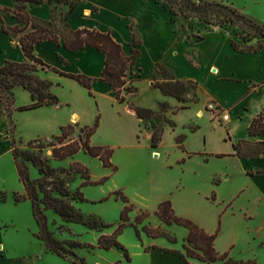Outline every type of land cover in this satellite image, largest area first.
Here are the masks:
<instances>
[{"label":"crops","instance_id":"1","mask_svg":"<svg viewBox=\"0 0 264 264\" xmlns=\"http://www.w3.org/2000/svg\"><path fill=\"white\" fill-rule=\"evenodd\" d=\"M45 1L41 5H27L31 17L52 21L57 14L69 12V7L57 0ZM15 7L14 0H0V67L7 61H28L19 37L12 38L1 27L19 25L9 11ZM67 24L72 30L110 32L127 55L134 47L135 33L141 42L133 77L139 91L129 96L126 103H119L110 84L100 80L106 55L95 47L70 52L63 41L61 45L40 42L35 46L36 57L60 72L94 79L92 90L59 73L41 71L39 77L53 83L51 91L59 104L21 110L32 104V98L29 91L16 86L12 111L6 115L0 95V159L4 149L12 154V140L24 144L37 139L50 140L59 136L63 127L94 126L99 118L92 144L114 149L111 160L116 170L104 167L103 175L92 174L93 185H100L102 176L113 178L114 185L89 186L85 189L89 201H99L121 189L136 207L130 214L131 220L138 211H146L153 215L151 222L157 226L162 221L155 213L163 201L170 200L177 216L193 221L209 234H214L221 224L215 241L218 252H230L241 260L260 251L259 243L264 240V154L242 159L236 155L233 144L264 143V134H249L252 121L264 109V38L257 52L235 50L232 40L219 32L191 42L181 35V26L172 19L170 11L155 0H78ZM157 64L166 66L180 80L197 82L198 102L174 114L173 110L182 103L164 96L154 86ZM163 102L169 104L167 120L176 126L166 125L161 143L153 148L152 121L139 119L131 105L158 112ZM211 103L228 119L216 116L208 107ZM8 121L13 123L12 135ZM182 134L187 136L185 151L176 142ZM188 153H205L209 163L199 155L189 158ZM160 155H164V160L159 159ZM153 158L159 159L160 167L151 171L144 165ZM182 159L186 163L180 166L178 162ZM214 192L216 199L212 201ZM118 206L122 210L124 204ZM173 230L180 232L184 240L188 236L187 229ZM126 232L134 231L129 227ZM112 233L113 230L103 231L99 236ZM122 240L141 264H187L180 255L162 251L180 249L166 239L145 237L144 244L135 238L129 243L125 238ZM146 247L150 250L146 251ZM3 255L0 246V258Z\"/></svg>","mask_w":264,"mask_h":264},{"label":"trees","instance_id":"2","mask_svg":"<svg viewBox=\"0 0 264 264\" xmlns=\"http://www.w3.org/2000/svg\"><path fill=\"white\" fill-rule=\"evenodd\" d=\"M16 7L14 10H9L12 15L18 20L19 25L14 28L5 27L2 29L12 38L19 37L20 45L28 57V61L24 63L7 61L0 67V95L1 99L7 101L11 108L14 103V89L16 86H22L29 91L32 98V104L22 107L21 110H31L43 106H53L59 104L58 97L52 93L51 88L53 83L48 79L39 77L41 71H53L62 76L75 79L89 91L92 90L94 79L83 74H69L58 71L57 69L47 65L41 59L36 57L34 50L36 44L43 41H52L58 45L62 44L66 50L77 52L87 46L95 47L106 55L105 67L100 77V80L108 82L113 88L116 98L119 103H126L128 95H136L139 88L136 86V80L133 79L135 67L138 58L140 57L141 42L137 35L133 33L134 47L131 49L130 55H127L123 47L117 43L110 32H101L96 29H80L72 30L66 24L61 27L57 22L56 17L52 21H41L30 16L27 10L28 4L41 5L45 0H14ZM164 6L172 14V19L176 20V16L181 15L188 19L193 14L202 16L206 23L212 25L230 24L239 27L249 37L245 41H258V46L253 47L250 51H241L235 41H232V47L241 52H257L261 49V40L264 38V24L258 23L251 19L232 5H227L219 2L214 3H197L193 0H181L180 14H178L169 0H164ZM59 4L69 7V12L66 14V23L69 14L77 7L78 0H57ZM52 3V0H48ZM169 6H167V5ZM200 38L197 42L203 40ZM66 64V63H65ZM161 73V80L157 75ZM132 80H129V79ZM154 86L160 90L164 96L177 99L182 105L173 110L177 114L181 110L190 108L199 100L198 83L194 81H184L176 78L166 66L162 64L156 65V74L154 76ZM193 91L194 96L189 100L188 95ZM131 109L136 116L142 120L152 121L153 136L151 146L157 148L162 141L165 126L169 125L174 128V122L167 120L166 112L169 109V104L163 102L159 104L160 111L164 114V126L158 127L154 120L157 112L153 109L131 105ZM10 111V112H11ZM99 126V118L94 126H85L81 128L83 135H80L79 140L71 138L74 131V125H68L62 128L59 136L53 137L57 144H40L41 139L33 140L27 143L26 148L22 149L17 146V141L12 140V156L16 165L17 173L21 183L24 186V194H14L16 203L30 201L33 209V216L38 226L36 237L40 240L45 248L53 254L64 260H68L71 264H86L84 258H80L76 250L85 247L76 240L60 241L54 232L51 231L49 225L48 212H54L62 222L66 224L76 223L87 225L98 232H103L104 229L111 225L102 222L97 217H85L80 209L76 207V203L85 202L84 194L81 188L73 191L70 184L73 183L78 176L84 179L83 186L91 184L88 169L81 163L74 162L70 167L54 168L50 165V160L63 161L66 159H74V157L83 151L93 158H98L104 167L114 166L112 164L113 149L108 146H94L92 137L97 132ZM249 134L258 136L264 134V109L252 121ZM183 138H178V143H182ZM236 155L242 159L257 158L264 154V143H250L242 141L233 144ZM48 148H52L51 159L45 154ZM30 165L34 166L39 173V177L32 180L30 177ZM118 199L125 203V208L121 214V222L116 230L111 235L101 234L98 239V248L109 251L111 249H119L129 258V254L124 246L118 241V237L129 226H134L137 236L140 238L138 224L142 220L148 218L150 213L141 211V214L136 218L135 224L130 222L129 213L135 210L129 200L121 191L115 193ZM5 195L0 196V202L5 201ZM155 215L162 223L171 226L178 225L188 230V236L183 245V252L163 249L167 254L180 255L187 264H194L192 261H197L202 264H257L256 261H237L229 257L228 253H220L215 247V241L218 237V231L214 234L207 233L202 227L191 220L179 217L176 215L170 200L163 201L156 211ZM142 217V219H141ZM62 229V227L60 228ZM144 232L150 237L159 238L166 237L170 242L175 243L176 238L163 231L161 228H152L145 226ZM88 247L94 248L88 245ZM150 248H146V251Z\"/></svg>","mask_w":264,"mask_h":264},{"label":"rangeland","instance_id":"3","mask_svg":"<svg viewBox=\"0 0 264 264\" xmlns=\"http://www.w3.org/2000/svg\"><path fill=\"white\" fill-rule=\"evenodd\" d=\"M156 2H160L164 6V0H155ZM197 3H214L219 2L227 5H232L235 9L239 10L241 13L250 17L251 19L257 21L258 23L264 24V0H193ZM172 3L174 10L180 14L181 9V0H169ZM167 5V4H166ZM168 6V5H167ZM165 7V6H164ZM169 7V6H168ZM66 12H62L56 15V20L60 23L61 27H64L66 23ZM177 22L181 26V35H186L191 42H196L200 38H206L211 33L219 32L223 36L228 39L235 41L238 45V49L241 51H250L253 47L258 46L256 41H245L244 38L247 37V34L243 32L239 27L224 24L220 25H212L206 23L201 15L193 14L192 17L186 19L181 15L175 17ZM161 73L157 75V78L162 79ZM132 96L128 95L127 97ZM194 96V92L191 91L188 95L189 100H191ZM3 107L6 115L10 114L11 108L8 106L7 101H2ZM10 121H8L9 123ZM154 123L158 126H164V114L160 111L157 112V116L154 120ZM80 126H74V131L72 133L71 138L74 140H79L80 135H83L81 132ZM8 131L11 132L9 135H12L13 131V123L10 122V126L8 127ZM183 138V142L178 143V138ZM143 136L141 137L142 140ZM186 134H182L176 138V142L179 148L185 151L184 143L186 141ZM17 146L24 149L26 148L27 143H21L18 140ZM168 141V138H167ZM40 144H57L55 140H41L40 143H37L35 146H39ZM96 146V145H94ZM110 147V146H108ZM113 149L112 147H110ZM4 153L2 158L0 159V196L5 195L6 199L3 202H0V246H2L3 257L0 258V264H71L70 261L64 260L59 256L53 254L45 248V245L38 240L36 234L38 232V226L33 216L32 204L30 201H23L20 203H16L14 199V194H24V186L21 183L16 165L11 153L8 152L7 149L3 150ZM114 151V149H113ZM45 154L49 156L51 159L52 156V148H48L45 151ZM156 155V154H155ZM202 156L206 160L209 161V156L205 153H188V157L192 158L194 156ZM207 155V156H206ZM164 160V155H160ZM221 158V157H217ZM159 159L153 158L150 162H145L144 167L149 170H155L160 167ZM112 161V160H111ZM74 162L81 163L84 165L89 172L90 181L92 182V174L94 176H101L104 172V166L102 162L98 158H93L92 156L86 154L83 151H80L74 159H66L63 161H54L50 160V165L54 168L65 167L68 168ZM186 163V159H182L178 162V165L182 166ZM209 163V162H208ZM113 164V162H112ZM114 171L116 170V166L113 164ZM30 177L32 180H35L39 177L38 170L30 165ZM111 168V167H108ZM174 169V168H173ZM171 168L170 170L173 171ZM113 178L110 176H102L100 180V185L106 186L108 184L114 185ZM84 179L81 176H78L76 180L70 184L73 191L81 188L82 193L84 194L85 202L76 203V207L81 210L85 217H97L102 220V222L111 225V227L104 229L103 231L113 232L116 230L117 226L121 222V214L125 208V203L118 199L115 195L116 192L122 191L121 189L114 190L110 192L107 196L102 198L99 201H89L86 197L85 189L91 186L92 188L99 187L100 185L91 184L83 186ZM121 184L120 181L117 182ZM218 181H215L217 184ZM215 193V192H214ZM128 199V198H127ZM210 199L213 201L216 199L215 195H212ZM130 202V201H129ZM119 204H124L122 210L119 208ZM132 204V203H131ZM133 205V204H132ZM136 211V207L135 210ZM132 211V212H134ZM130 212V214L132 213ZM146 212V211H143ZM150 213V212H148ZM49 225L52 232H54L55 237L60 241H69L76 240L83 245H86L83 248L77 249L76 253L80 258H84L86 264H141V260L139 258L133 257L131 255L132 249L125 246L123 238L125 241L129 243L131 238L137 239L139 242L144 244L145 237H150L144 232L143 228L145 226L152 228H161L163 231L172 234L176 238V242H170L166 237H159L153 239H166L173 247H178L180 249L174 251L183 252V245L185 243L184 238L177 230L174 231L175 227L179 229H186L184 227L178 225H165L163 223L154 226L151 222L152 214L144 220L140 224H138V229L140 231V238L137 236L136 229L134 226H129L133 228L131 234L126 232L127 227L122 234L118 237V241L125 247L129 254V258L125 256V253L119 249H111L109 251L98 248V239L99 232L96 229H92L87 225L83 224H66L62 222V220L52 211L48 213ZM141 214V211H138L137 217ZM136 217V218H137ZM131 220L130 222L135 224V220ZM183 218V217H182ZM142 219V217H141ZM186 219V218H185ZM189 220V219H188ZM171 227L168 228V227ZM62 227V229H60ZM173 227V228H172ZM221 224L219 225V228ZM219 228L217 229L219 233ZM216 231V232H217ZM128 234L130 236H128ZM107 235V234H106ZM123 236V237H122ZM88 245L93 246L94 248L88 247ZM148 248V247H146ZM260 251L253 253L249 258H244L241 260L235 259L230 252H225L229 254V257L237 260V261H256L257 264H264V240L259 243ZM194 264H202L200 262L194 261ZM216 264H223L222 262H218Z\"/></svg>","mask_w":264,"mask_h":264},{"label":"built area","instance_id":"4","mask_svg":"<svg viewBox=\"0 0 264 264\" xmlns=\"http://www.w3.org/2000/svg\"><path fill=\"white\" fill-rule=\"evenodd\" d=\"M208 107L210 110L215 112L216 116L221 117L223 120L228 119V116L225 115V113H223V111H221L215 104L211 103Z\"/></svg>","mask_w":264,"mask_h":264}]
</instances>
